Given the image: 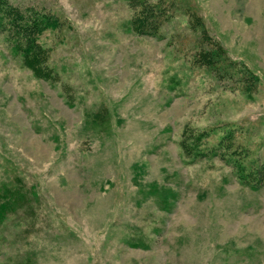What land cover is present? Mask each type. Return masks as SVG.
<instances>
[{
	"label": "rangeland",
	"instance_id": "374dc122",
	"mask_svg": "<svg viewBox=\"0 0 264 264\" xmlns=\"http://www.w3.org/2000/svg\"><path fill=\"white\" fill-rule=\"evenodd\" d=\"M10 2L52 21L44 72L0 27V264H264V0Z\"/></svg>",
	"mask_w": 264,
	"mask_h": 264
},
{
	"label": "trees",
	"instance_id": "16d2710c",
	"mask_svg": "<svg viewBox=\"0 0 264 264\" xmlns=\"http://www.w3.org/2000/svg\"><path fill=\"white\" fill-rule=\"evenodd\" d=\"M141 3H146V0H131V4L137 9V14L132 20L134 29L137 31H144L145 28L155 30L157 14L160 15L162 9L154 8L149 4L138 8ZM50 21L52 20L43 12L27 6L20 7L10 2V0H0V27L7 32V38L11 40L13 50L21 53L30 62H38L39 69L42 72L45 71V68H43L44 49L38 42V36L51 25ZM209 62L215 63L214 59L212 60V55ZM236 162L237 174L241 178L255 179L259 185L264 182V167L255 169V167H246L242 161L237 160Z\"/></svg>",
	"mask_w": 264,
	"mask_h": 264
}]
</instances>
